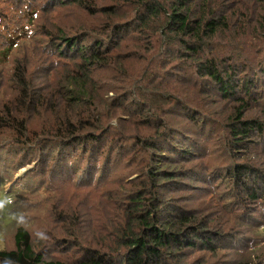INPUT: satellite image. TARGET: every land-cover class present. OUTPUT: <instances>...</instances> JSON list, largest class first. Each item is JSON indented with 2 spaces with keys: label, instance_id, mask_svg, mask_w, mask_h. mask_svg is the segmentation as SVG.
I'll return each mask as SVG.
<instances>
[{
  "label": "trees",
  "instance_id": "1",
  "mask_svg": "<svg viewBox=\"0 0 264 264\" xmlns=\"http://www.w3.org/2000/svg\"><path fill=\"white\" fill-rule=\"evenodd\" d=\"M97 1L60 0L59 5L76 3L93 16L107 10L105 26L108 28L103 34L112 36L109 44L93 35L90 29H83L80 35H61L56 42L59 54L69 56L70 53L65 52L69 49L73 51L70 56H77L79 62L66 83H54L52 90L58 86V93L51 98L25 77L24 68L17 69L16 81L23 88L14 104L0 108V138L23 147L20 151L33 146L40 150L75 148L74 152L89 157L95 149L93 146L98 145L99 150L102 142L111 146L109 153L117 149L115 135L121 124L122 133L132 134L122 145L127 152L124 157L127 167L133 168L136 176L125 183L112 205L105 204L88 214L108 221L106 225L97 224L98 236L90 243H80L85 247L73 261L46 258L44 251L33 247L29 230L21 226L15 233V248L0 250L1 264H184L197 247L215 251L216 246L236 237V231L222 224L213 226L207 207L187 206L183 195L177 193L183 190L185 182H191L189 178L195 175L196 164L203 180L210 183L215 179L213 174L203 170L202 162L185 167L182 158L189 152L183 140L190 134H204L213 123L216 127L210 128L214 131L217 127L227 130L224 143L229 163L218 178L226 174V178L234 182V188L242 187L240 195L246 191L250 199L264 195V157L252 150L256 143H264V118L245 117L249 102L255 106L264 102V85L259 83L261 78L264 80V64L242 78H235L238 72L230 62L243 59L250 67L255 63L237 47L235 56L224 61L222 57L202 55L230 30L228 15L212 9L211 0H100L99 4ZM109 2L113 4L107 5ZM251 2L255 10L249 14ZM243 8L242 21L238 23L244 30L247 25L251 27L264 46V0H244ZM131 27L136 28L132 34L136 37L132 38L134 42L121 44L120 31ZM154 42H158V49L153 48ZM160 53L167 61L182 58L184 62L173 65L175 71L171 72L164 70L167 63L161 60L162 68L152 70L149 66ZM188 61L195 64V74L184 66ZM238 67L247 68L246 65ZM161 76L171 77L173 81H168V85H163L161 79L156 82ZM201 76L212 79L222 97L234 98L239 103L226 120L221 122L222 111L219 110L218 118L203 115L194 90V86L201 85ZM99 77L104 80L98 83ZM144 79H149L147 84L143 83ZM243 92L247 99L235 97ZM49 109L54 112V119H46L39 127L30 128L36 112ZM256 111L264 112V109ZM172 117L178 121H173ZM132 125L141 130L129 133ZM176 125L183 132L176 133ZM111 134L113 138L108 141L105 135ZM159 138L164 145H158ZM208 144L204 146L205 155L210 154ZM171 156L180 159L175 161ZM84 234L83 230L81 235ZM71 240L67 238L65 247H73L69 244Z\"/></svg>",
  "mask_w": 264,
  "mask_h": 264
},
{
  "label": "rangeland",
  "instance_id": "2",
  "mask_svg": "<svg viewBox=\"0 0 264 264\" xmlns=\"http://www.w3.org/2000/svg\"><path fill=\"white\" fill-rule=\"evenodd\" d=\"M59 2L60 0H0V108L6 104H14L20 95L23 86L17 84V69L21 71L24 68L25 77L41 88L42 93H49V98L58 93V86L52 90L54 83H66L69 73L77 68L79 62L77 56H70L73 51L69 49L65 50L70 53L69 56L66 53L59 54L56 42L61 35H80L83 29H90L93 35L99 36L106 45L109 44L112 36L103 34L108 28L105 26L107 10L93 16L76 3L59 5ZM99 3L100 0L97 1ZM111 4L113 3L109 2L107 5ZM243 4L244 0H211L212 9L221 10V14L228 15L231 28L227 34L217 38L213 46L210 45V48L202 52L203 57H222L224 61L231 58V55L235 56V47L241 50L244 56L251 59L250 62L255 63L250 67L243 59H239L237 63L230 62L229 65L235 66L234 71L238 72L235 78H242L264 64L261 38L248 25L244 30L238 23L242 21L240 15L243 9L245 11ZM248 7L251 14L255 7L252 2ZM127 21L131 22L130 19ZM135 32V27L120 31V43H133ZM154 43L153 48L158 49V42ZM164 57L161 53L154 57L152 67L150 65L149 68L158 71L163 66L161 60H164L167 63L164 70L172 72L175 71L173 65L184 62L182 58L167 61ZM218 64L223 67L221 62L218 61ZM239 65H246L247 68H239ZM184 66L191 74H195L196 67L191 61ZM97 79L98 83L104 80L103 77ZM160 79L163 85L173 81L171 77L161 76L156 82L161 81ZM147 81L149 79H144L143 83L147 84ZM259 83L264 85V80L261 78ZM194 90L200 99L203 115L214 118L218 114L217 110L222 111L221 122L239 105L234 98L222 97L216 83L207 76H201V85L194 86ZM235 97L248 98L244 92ZM249 103L247 108L250 109L245 112V117L264 118V112L256 111L264 109V102L257 106ZM46 119L53 120L54 112L50 109L36 112V116L30 121V128L39 127ZM171 119L178 121L176 117ZM113 123L116 124V121ZM215 125L213 123L210 127H216ZM118 126L120 131L115 135L117 149L109 153L108 148L111 146L102 142L99 150L98 145L93 146L95 149L89 157H84L79 151L74 152L75 148L65 151L62 147L40 150L33 146L20 151L23 147L0 138V250L15 248V233L22 226L29 230L33 247L44 251L46 258L71 262L81 255V249L85 247L82 245L98 236L99 230H95L97 224L106 225L108 221L107 218L89 217L88 214L105 204H111L112 200L115 201L118 193L125 188V183L136 176L133 168L127 167L124 158L127 152L122 145L128 135L132 134L122 133L123 126ZM176 127L177 125L176 133L183 132ZM210 127L204 134L197 132L198 134H190V137L183 140L189 152L182 158L185 160V167L202 162L203 170L213 174L215 179L210 183L207 179L203 180L202 171L196 164L195 171L192 170L195 175L192 174L189 178L191 182H185L183 190L177 193L183 195V203L187 206L202 204L207 207L213 226L222 224L226 229L236 231L237 236L216 246L215 251L204 247L193 249L184 264H249L248 261L251 264H264V195L262 198L250 199L246 191L240 195L242 187L238 185L234 188V182L226 178V174L218 178L219 172L229 163L224 143L227 130L217 127L214 131ZM136 130L141 129L132 125L129 133H136ZM105 137L111 141L113 134ZM161 139L159 138L158 145H164ZM207 144L209 155L204 152ZM258 144L252 150L264 157V143ZM171 157L175 161L180 159L179 156ZM249 185L253 186V183L249 182ZM211 188L216 189L211 191ZM75 220L78 223L73 224ZM83 230L85 234L81 235ZM67 238L72 239L69 244L73 247H65Z\"/></svg>",
  "mask_w": 264,
  "mask_h": 264
}]
</instances>
